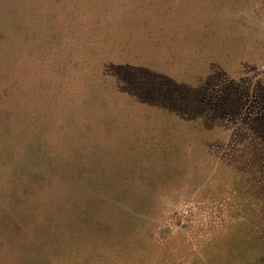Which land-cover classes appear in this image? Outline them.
Here are the masks:
<instances>
[{
    "label": "rangeland",
    "instance_id": "374dc122",
    "mask_svg": "<svg viewBox=\"0 0 264 264\" xmlns=\"http://www.w3.org/2000/svg\"><path fill=\"white\" fill-rule=\"evenodd\" d=\"M83 13L26 114L0 85V205L42 201L0 223V264H264V0H112L90 45Z\"/></svg>",
    "mask_w": 264,
    "mask_h": 264
},
{
    "label": "trees",
    "instance_id": "16d2710c",
    "mask_svg": "<svg viewBox=\"0 0 264 264\" xmlns=\"http://www.w3.org/2000/svg\"><path fill=\"white\" fill-rule=\"evenodd\" d=\"M111 1L112 0H0V47L6 51V53L4 52L5 55H1L0 57V85L3 86L2 90L7 96L12 94L16 95L14 104H20L21 111L19 112L22 115L26 114L27 111V105L23 103V99L21 98V93H23L25 89V83L29 81L35 82V84L32 85L36 87L39 81L41 82V79L45 78L42 74L45 70H41L40 66H42L46 53L41 54V50L46 49L49 50L50 53H55L56 46L60 42L64 44L65 42H73L75 39V35L73 34V37L69 35H58L60 33L58 31L71 28L72 23L77 20V18L73 17L71 20L65 21L61 11L71 5L75 8L77 4V10L84 12L81 14V17L85 20V23L83 22L82 25L81 23L79 25H84L89 29V32L92 33L91 38L82 35V38H84L82 39L84 40L83 44L88 43L90 45L93 42L99 44L101 36L104 38V34L106 33L102 32V28L100 36L95 32V26L91 19V12L96 7H103ZM62 3H64V5H62ZM74 27H77V25ZM82 48L86 49L85 51L87 52L91 51L88 50L89 46L86 48V46L83 45ZM25 49L29 51L26 52ZM56 60L59 72H55L56 80L54 83H57V89L58 86L63 89L65 85L69 86L71 83L73 84V80L71 78L69 80V76H66V78L64 77L65 75L62 71L63 67L61 66L63 63H61L60 59ZM102 74H105V70H100L97 76L101 80L102 77L100 76H102ZM18 95H20V97ZM58 95L60 96V94ZM61 97L69 98L70 100L73 98V96L67 97L62 94ZM8 104L12 105V102ZM4 107H6L5 111ZM7 108V104L0 101V112H5L8 118L10 116V111L8 112ZM39 110L40 112H44V109ZM11 113L15 114V112ZM18 122L24 123L21 121ZM9 146L10 143L7 144V148ZM34 180L37 182L42 181L36 177H34ZM25 189L27 190L23 192V199L20 196L18 197L15 192L7 194V198H11L14 204L10 202L11 207L7 209L5 206L0 205V210H4L0 213V223H11L14 222V220H19V210L23 211L25 209L30 211V213H32L31 216L35 219L40 218L37 214V208L42 205L41 198L36 200L33 199L28 202L27 198L30 192H34L35 189L32 185L27 186ZM37 194H40V192ZM1 227L4 226L0 225V228ZM4 248H6V246H4Z\"/></svg>",
    "mask_w": 264,
    "mask_h": 264
}]
</instances>
